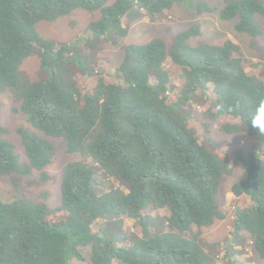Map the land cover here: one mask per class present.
I'll list each match as a JSON object with an SVG mask.
<instances>
[{
  "label": "trees",
  "instance_id": "trees-1",
  "mask_svg": "<svg viewBox=\"0 0 264 264\" xmlns=\"http://www.w3.org/2000/svg\"><path fill=\"white\" fill-rule=\"evenodd\" d=\"M221 1L219 18L235 20V31L254 44L263 34L257 16L264 18V0ZM180 2L0 0V95L13 98L29 126L16 130L24 163L0 123V180L12 177L17 187L35 170L46 182L56 155L49 138L82 156L64 166L55 207L46 193L43 200L20 191L0 199V264H232L208 254L200 233L226 218L217 194L235 166L243 171L231 192L244 206L235 211L233 238L246 235L264 259V136L248 123L264 99V64L252 63L230 39L190 45L198 27L178 33L170 48L159 37L126 45L113 72L93 62L106 43L119 46L127 36L129 15L160 24ZM79 8L99 17L74 43L38 33L40 22ZM196 9L210 10L205 3ZM32 55L43 78L21 71ZM78 72L91 84L79 86ZM195 105L201 122L191 124ZM216 121L225 134L250 137L248 154L237 146L219 150L204 138ZM128 220L132 229H125Z\"/></svg>",
  "mask_w": 264,
  "mask_h": 264
},
{
  "label": "rangeland",
  "instance_id": "rangeland-1",
  "mask_svg": "<svg viewBox=\"0 0 264 264\" xmlns=\"http://www.w3.org/2000/svg\"><path fill=\"white\" fill-rule=\"evenodd\" d=\"M115 0H108V5ZM205 3L210 10L198 11L196 6ZM223 7L221 0H181L180 3L170 10L160 24H154L146 17H136L131 14L127 17L125 25L128 29L127 36L121 41L119 46H113L106 43L99 50L93 62L95 66L104 71L113 72L124 57V47L128 44H144L152 38H162L167 47L170 48L174 43L176 35L182 31L198 27V34L188 39L190 45H198L202 43L221 44L226 39H230L241 45L245 56L259 66L264 64V18L257 16L258 21L263 29V34L255 39L247 34L237 33L234 29L235 20L223 21L219 18V12ZM99 17V13L87 11L79 8L69 16L59 18L53 23L40 22L37 25L38 33L47 39H52L62 43H74L82 34L85 27L95 21ZM166 68L175 70L181 74V68L172 62L165 64ZM21 71L30 79L35 80L43 78L46 73L40 71V58L38 55H32L27 58L21 66ZM75 79L79 86L91 84L85 77L78 72ZM183 79H177L176 87L180 89ZM17 103L9 94L0 95V123L9 131L7 139L12 141L17 153L20 155L22 162L27 163L20 145L19 136L16 130L20 127L29 128L25 119L14 112ZM201 108L195 105L193 110V119L191 124L201 122ZM209 134L204 135L209 142L216 144L219 150H225L232 146H237L246 154L253 148V141L245 133H237L233 135L225 134L221 131L220 122H210ZM38 135H42L37 132ZM205 138V139H206ZM55 145L56 155L52 163L45 168L49 179L46 182H39V172L33 170L27 180L22 179L14 185L13 178L7 177L0 180V199L8 201L13 198L16 191H20L35 200H43L42 195L47 194L46 202L49 207H55L60 202V179L64 166L67 163L82 160V156L77 153L67 154L64 142L59 138H49ZM243 168L235 166L231 171V175L224 176L217 194V200L220 203L222 211L225 213L224 220H217L215 224L209 228H204L200 233L202 244L210 246L206 250L208 254L219 262L231 260L232 264H264V259H260L253 248V242L250 238L240 235V240H235L232 234V221L237 208L244 206L242 201L236 198L231 192L232 184L240 178ZM133 221L128 220L125 229H132Z\"/></svg>",
  "mask_w": 264,
  "mask_h": 264
},
{
  "label": "clouds",
  "instance_id": "clouds-1",
  "mask_svg": "<svg viewBox=\"0 0 264 264\" xmlns=\"http://www.w3.org/2000/svg\"><path fill=\"white\" fill-rule=\"evenodd\" d=\"M222 107V106H221ZM218 111L220 108L218 107ZM248 123L259 137L264 136V99L259 100L249 115Z\"/></svg>",
  "mask_w": 264,
  "mask_h": 264
}]
</instances>
